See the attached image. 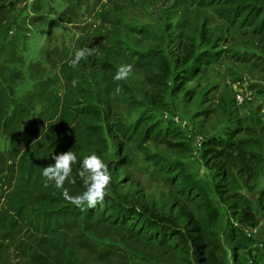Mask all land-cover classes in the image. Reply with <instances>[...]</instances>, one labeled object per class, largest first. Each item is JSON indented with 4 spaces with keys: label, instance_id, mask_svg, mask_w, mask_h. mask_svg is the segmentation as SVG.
<instances>
[{
    "label": "trees",
    "instance_id": "1",
    "mask_svg": "<svg viewBox=\"0 0 264 264\" xmlns=\"http://www.w3.org/2000/svg\"><path fill=\"white\" fill-rule=\"evenodd\" d=\"M81 1L55 0V12H45L52 19L30 41L17 20L30 18L31 27L41 20L0 3V257L23 264H258L250 259L255 239L228 221L214 223L220 214L243 216L228 201L253 213L239 218L248 226L263 209L264 187L255 203L232 193L247 190L241 176L251 163L264 171V128L252 124L258 155L253 145L205 139L203 179L187 161L189 144L170 141L177 132L160 117L196 104L202 96L192 85L225 62L235 57L245 66L261 54L264 0H90L93 24L66 30L54 60L58 44L46 35L67 10L82 12ZM232 34L256 48L244 44L227 54L223 47L239 45ZM84 47L96 50L71 67ZM122 64L132 73L117 81ZM235 128L226 136L234 138ZM68 150L77 156L74 183L64 185L70 195L85 191L78 174L84 157L95 153L108 165L110 190L95 208L81 210L61 189L44 186L43 167ZM139 159L165 195L150 194L136 178L144 172Z\"/></svg>",
    "mask_w": 264,
    "mask_h": 264
},
{
    "label": "rangeland",
    "instance_id": "2",
    "mask_svg": "<svg viewBox=\"0 0 264 264\" xmlns=\"http://www.w3.org/2000/svg\"><path fill=\"white\" fill-rule=\"evenodd\" d=\"M55 0H3L2 6L6 9L15 7L18 11L22 10L28 16L36 15L38 20H41L35 26L31 27L30 18H19L17 23L20 25L18 32L24 39L29 41L32 39V31L44 27L47 25L49 18L45 15L46 11L54 13L53 2ZM98 1V0H95ZM0 2V3H1ZM5 2V3H4ZM91 3L90 0H82V12L75 15L76 12L73 10H67L64 15H61L59 21L60 28L55 31L51 28L49 33L46 35L48 41L57 42L58 49L50 52V56L55 60L59 58L62 50V44L64 42V35L66 30L81 31L83 28L88 29L93 21L91 18L87 19L88 12L85 10L87 3ZM49 3L47 7L45 4ZM33 6V8H32ZM25 16V15H24ZM58 18V16H55ZM77 17V19H74ZM35 22V21H33ZM74 22L76 27H73L71 23ZM214 28L218 26V23L213 21ZM235 42H238V46L234 47L230 45L225 48V52L228 51L233 53L232 50H239L241 46H246V50L252 52V48H256V45L247 42L241 36H235L232 34ZM260 55H250L248 58L250 62L245 64H239L235 62V57L228 62H225L220 67L215 69L208 77L201 78L197 82L196 86L192 85L194 94H200L202 98L189 105V109H183L180 106H176L174 113L163 114L160 120L164 124H169L173 131H176L170 141L182 140L189 144L190 151L187 155V161L193 166L198 168V172L201 178L208 179V173L200 159V153L202 151L203 142L205 139L213 136H219L225 138L228 142L240 143L243 146L253 145L254 154H260V143L256 142V138L259 136L260 139L264 138V129L262 133L257 134L254 132L252 124L254 121L259 122V126L264 128V49L259 50ZM260 86L259 90L262 93L253 88V86ZM185 112V113H183ZM165 126V125H164ZM236 127V128H235ZM231 128H240L235 133L234 138L226 136L231 133ZM182 138V139H181ZM159 151L161 149H158ZM256 158V157H255ZM258 160V159H256ZM138 165L143 167V173H138L136 177L145 189H149V193L160 197L165 195V190L162 188L160 183H154L150 181L149 170L142 162L138 161ZM252 171L244 173L241 178L246 179L247 190L244 191H233L232 196L237 199L240 197H246L253 203L257 200L259 191L264 187V171L262 165L259 163H251ZM235 186V185H234ZM235 204L234 210L240 211V220L246 216L253 215L252 212L242 209L238 202L228 201L227 204ZM257 206L255 205V208ZM239 218L234 219L231 214L226 213L225 215L220 214L216 218L214 223L217 228L226 221L229 224H233L240 231L244 232L246 236L255 239L257 244L254 245L250 252V259H254L258 264H264V226L262 219H264V207L258 211V215L254 216L253 226H248L247 222H240ZM217 228L213 227V230ZM5 259L0 257V264L5 263ZM9 264H23L14 255L11 256Z\"/></svg>",
    "mask_w": 264,
    "mask_h": 264
},
{
    "label": "clouds",
    "instance_id": "3",
    "mask_svg": "<svg viewBox=\"0 0 264 264\" xmlns=\"http://www.w3.org/2000/svg\"><path fill=\"white\" fill-rule=\"evenodd\" d=\"M95 50L90 47L76 50L70 61V66L77 67L81 60L92 56ZM131 73L132 65L122 64L117 69L114 79L117 81L128 80ZM76 84L77 81L73 80V87ZM50 158L54 163L44 166L41 173L45 187L52 185L56 189H61L63 198L81 210L85 209V205L88 209H92L98 203H103L110 190L112 175L108 165L99 155L92 153L82 160L78 174L83 180L85 191L77 195H70L69 190L64 187L66 181L74 183V181H69V177L72 173V166L77 163L76 154L72 150H68L60 154L53 153Z\"/></svg>",
    "mask_w": 264,
    "mask_h": 264
},
{
    "label": "built area",
    "instance_id": "4",
    "mask_svg": "<svg viewBox=\"0 0 264 264\" xmlns=\"http://www.w3.org/2000/svg\"><path fill=\"white\" fill-rule=\"evenodd\" d=\"M262 222H263V226H264V219H262Z\"/></svg>",
    "mask_w": 264,
    "mask_h": 264
}]
</instances>
